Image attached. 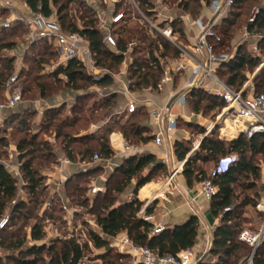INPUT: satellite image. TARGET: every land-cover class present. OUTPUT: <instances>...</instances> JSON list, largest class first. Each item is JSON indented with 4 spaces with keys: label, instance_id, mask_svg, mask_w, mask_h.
Wrapping results in <instances>:
<instances>
[{
    "label": "trees",
    "instance_id": "16d2710c",
    "mask_svg": "<svg viewBox=\"0 0 264 264\" xmlns=\"http://www.w3.org/2000/svg\"><path fill=\"white\" fill-rule=\"evenodd\" d=\"M31 9L37 10L38 5L44 15L50 14L49 0H24ZM212 0H179L178 7L183 12H193L197 15L202 3L209 4ZM256 0H233V3L219 26L215 31L220 35L221 41L214 44V49L220 47H230L232 38V27L242 10L249 12L253 2ZM142 10L152 16V12L147 10L144 1L141 0ZM258 13L252 22L246 23V28L251 34H258L260 39L257 47L261 56H264V6L257 4ZM190 14V13H189ZM0 15H5L0 12ZM57 15L66 32L79 31L86 36L89 41L96 65L109 70H117L124 59V54L128 50V43L135 39L129 56L131 61L128 65L127 77L129 88L138 91L146 88L158 89L159 80L164 72L160 64V58L167 56L178 57L180 50L172 45L160 34L152 36L144 30L142 26L135 25L133 28L127 26L128 23L119 25L114 31L117 39L118 53L109 50L103 43V36L98 28V20L95 11L81 0H58ZM128 20V18H127ZM179 25L178 28H175ZM173 32H177L179 39H185L184 30L181 28V20L175 19L171 22ZM26 29L22 24L0 32V102L4 101L5 84L12 74L15 57L6 55L7 51L14 49L24 38ZM184 35V36H183ZM34 54H31L30 53ZM156 53L158 55L156 56ZM5 54V55H4ZM57 59V53L53 46L46 40H38L30 44L24 53L23 60L30 62L31 67L19 73V80L24 75V80L32 77L38 79V72L43 69L44 64L51 58ZM259 61V57H254L247 51V43L239 45L234 56L228 62L222 63L216 70L217 76L227 85L234 89H239L246 79L245 71L254 69ZM57 70L50 76L54 82L49 84L38 82L39 88H22V101L27 92L33 91L32 99L50 97L64 89L73 91H88V87L98 86L101 88L110 86L114 79L112 74L106 72L100 76L88 74L82 64L71 62L66 67L57 66ZM33 72L35 73L33 75ZM62 74L66 78V85L71 88H59L56 86L55 75ZM61 80L58 78L57 82ZM81 82L82 84H78ZM255 91H264V71L254 78ZM21 85V84H20ZM86 87V88H84ZM36 90L38 95H36ZM90 97L88 93H80L76 96L74 103L69 106V114L60 117V113L67 104L50 107L44 110L40 125L37 131L30 130L31 115L35 114L29 108L22 111H13L5 115L2 123L5 130H11L15 125L17 133H22L14 149V156L19 162L20 179L10 172L5 165L0 163V217L7 211L10 213L8 224L0 230V248L8 250L4 256H0V264H79L85 252L89 251V243L97 248H105L99 258L103 259V264H123L122 259L126 255L109 248V238L125 232L127 236L136 244L146 246L152 250H157L159 255H174L181 249L191 248L197 235L198 220L191 216L189 220L173 228H167L159 234L150 235L151 225L138 216V212L143 205L136 196L130 200L118 203L119 196L130 185L132 178L141 170L151 166V170L146 177L139 180L134 188V194L147 181L153 178L156 172L164 171L161 164L156 163L152 154L143 156L130 155L118 165L109 175L105 182V191L94 194L93 197L87 195L90 179L97 175L99 170L77 173L65 180V195L72 206H79L92 216L95 224L100 229L97 232L87 229L86 241H80L74 237H53L48 242L40 244L26 245L27 220H34L30 223L29 236L33 242L45 239L44 222L46 219L54 221L60 220V225L67 222V214L59 206L60 216H54L55 204L61 203L59 197L53 198L51 205L53 211L40 209L41 213L32 216V211L42 204L41 197L46 192L45 177L41 170L56 162L55 145H59L65 156L70 161H90L94 153L100 158L106 159L113 155L110 147L109 135L113 131L119 132L129 143L148 142L151 136L144 135L140 122L145 118V111L138 109L130 113L126 120L112 117L111 111L116 104V95L105 96L94 101L92 108L85 106V101ZM186 103L190 109L198 113L203 111H218L223 105V101L207 93L202 88H192L185 96ZM85 110L86 116H82ZM99 112L98 114H96ZM112 118L104 123L97 130L88 134H82L87 130L89 124L107 117ZM142 116V119H138ZM101 119V120H102ZM81 122L84 124L80 125ZM187 125H191L187 123ZM82 127V128H81ZM0 134V159L8 157V141L5 130ZM205 130L202 129L201 133ZM227 135L226 129L221 130ZM49 133L55 139L51 143L48 139L41 137ZM216 126L205 135L200 141L197 149L187 156L191 148L184 141H176L174 144L175 154L179 160H185L182 174L188 186L194 182H201L204 179H211L217 186L216 194L210 199V209L214 218H218V225L212 231V238L208 255L216 257L209 264H239L241 257L250 252V247L238 239L239 233L247 228L251 217L248 214L241 216L242 209L251 207L257 217L262 214L255 210V205L261 197L260 191L252 194L245 193L241 200L235 193L234 185L246 191H251L256 187V182L260 178V166L255 162L256 156L264 158V135L257 134L247 138L240 134L237 138L227 140L219 139L215 135ZM227 156H234V160L228 164L223 171H218L215 166L219 161ZM212 161L214 168L211 174L200 169L198 162L206 163ZM241 177L245 181H241ZM249 179V180H246ZM22 181L19 188V182ZM264 190V180L262 182ZM25 194V199H18V191ZM242 192V191H241ZM264 193V191H263ZM229 208L224 211V208ZM147 213L152 212V208H146ZM56 213V212H55ZM78 214V212H75ZM244 224V226H242ZM5 233V234H3ZM3 234V235H2ZM2 235V236H1ZM246 255V256H247ZM254 264H264V240L257 249ZM197 264H204L198 262Z\"/></svg>",
    "mask_w": 264,
    "mask_h": 264
},
{
    "label": "built area",
    "instance_id": "2783aa9c",
    "mask_svg": "<svg viewBox=\"0 0 264 264\" xmlns=\"http://www.w3.org/2000/svg\"><path fill=\"white\" fill-rule=\"evenodd\" d=\"M81 1H84L95 11L98 20V28L103 36V43L109 50L118 53L117 39L113 33V28L116 25L125 24L129 17V12L136 13L141 24H147L160 32L163 37L167 38L178 47L180 55L182 54L192 61L193 78L189 83V88L202 87V81L205 79L213 83L214 87H207L206 91L220 98L224 103L217 114L218 120L222 119L229 121L232 131L237 135L244 134L247 138H251L257 134L264 135V91L258 93L255 91L253 78L244 82L239 89H234L217 76V68L222 63L231 60L233 55L215 51L214 44L221 41L220 35L215 31V21L202 22L197 20L199 33L195 43L192 45V52L195 54L202 53L203 56L194 58V56L184 49H181V46L173 41L174 34L170 23L175 20V18L164 15L162 0H142L147 10L154 14V18L148 16L142 10L140 5L141 0ZM232 3L233 0H213L210 7L214 14L219 15L229 9ZM57 4L58 0H49L50 14L44 15L40 10V5H38L37 10H33L24 0H0V12L5 13L4 16L0 15V32L16 24H22L26 29L23 41L24 45L22 47L23 53L28 49L31 43L46 39L57 53V66L66 67L71 62H77L84 66L88 74L96 76L102 69H99L96 65L94 53L91 50L88 39L79 31L66 32L62 29L57 15ZM257 13L258 8L256 7L249 17V22L254 20ZM131 16L133 18V15ZM247 35L248 32L246 31L244 37ZM128 45L129 48H132L135 45V41L129 42ZM250 47L253 56H259L257 43H253ZM23 53L21 54L23 55ZM123 54L125 55L126 52ZM261 67H264V61L261 63L260 68ZM183 68L184 66L179 64L173 68L172 71L171 69L164 70L158 86H161L167 81H171L173 72L181 71ZM20 71L21 66L17 65L5 84L6 98L4 101L0 102V114L12 112L18 104L22 102V90L18 85ZM185 95L186 92L185 94H181L176 102H184ZM135 109L136 104L130 102L127 106V111L131 113L134 112ZM152 114L159 124L166 121L164 127L166 132L170 131L175 126V120L170 118L169 115L165 117L160 111H153ZM153 141L156 145H162L163 131H159L155 134ZM136 150L137 147L123 141L121 156ZM62 159L63 158H59L61 162L68 161ZM92 159L95 161L101 160L97 153L93 154ZM233 160L234 156L222 158L218 164V171L225 170L228 164ZM162 161H166V158L162 159ZM99 191L100 188L97 185H92L89 189L91 195ZM199 191L204 198L210 200L216 194L217 186L211 179H204L199 184ZM148 204L149 202H145L142 205L138 212V216L151 225L149 230L150 235L159 234L167 229L166 223L154 213L146 212ZM62 207L67 214L68 222H70L75 213V208L63 201ZM228 209V207L224 208V211ZM255 210L262 214L261 220L257 219L254 226L243 229L238 235V239L250 247V252L242 264H254V255L264 240V194L258 199ZM9 218L10 213L8 211L0 217V230L8 224ZM42 242L46 241L43 240ZM110 245L117 248L119 253L129 257L128 262L125 264H197L199 262L193 260L191 248L181 249L174 255H159L157 250L136 245L126 233L113 236Z\"/></svg>",
    "mask_w": 264,
    "mask_h": 264
},
{
    "label": "crops",
    "instance_id": "0c3cea01",
    "mask_svg": "<svg viewBox=\"0 0 264 264\" xmlns=\"http://www.w3.org/2000/svg\"><path fill=\"white\" fill-rule=\"evenodd\" d=\"M211 3L212 2H210L209 4H202L201 10L196 17H190L188 14L186 16L181 15V13L179 14V16H175V19H178L179 17V19H182L184 23V33L186 35L185 39L188 42L187 45L190 47V54L194 56V58H200L201 56H203L202 53L195 54L194 52H192V45L195 43L199 33L197 20H200L202 22L215 21L216 27L221 24L224 18H226L227 13L230 9L229 8L223 13L217 15L213 13L210 7ZM165 11L166 9L163 13H165ZM259 39L260 36L258 34H248L242 39V41H246L247 48L250 51V45H252L253 43H258ZM23 41L24 38L17 44L14 49L11 50V56L15 57V63L20 66L23 65V57L25 53L22 52V47L24 45ZM235 50L236 48L229 54L234 56ZM21 53H23V55ZM128 56L126 57V54L124 55V59L120 64V73L116 77V80H114L113 82V88H108L109 86L104 88H90V91H94L97 94L99 93V97L102 98L113 94L116 95V104L110 113L111 115H116V118H119L122 115L128 116L130 113L127 111V106L130 102H134L136 104L135 111L138 109H142L146 113L145 118L140 122V125L143 130H145L143 134L151 136V139L148 142H138L135 144H131L119 132L113 131L109 135V142L110 147L113 151V155L110 158H101V160L98 161H95L93 159H91L90 161H70L67 156H65L60 146L56 144L54 147V150L56 152V162L50 167L45 168L43 172V176L45 177V184L47 186V195H49L48 197H50L51 199H53V196H58L59 199H61V202L63 201L71 205L64 191L65 180L74 174L98 169L99 172L97 177H94V179H92L87 189V195L89 197H93L94 195H91L89 193L90 187L92 185H97L100 188L99 192H104L105 182L107 178L114 171V169L121 164L124 158L130 155L143 156L152 154L155 157L156 163L161 164L164 168V173L158 177L151 178L137 190L136 194H134L136 183L142 178L146 177V175L151 170L152 165L144 168L132 178L130 185L127 186V188L119 196L118 203L130 200V198L133 196H136L140 201L143 202V204L145 202H149L147 208L151 207V213H154L155 215H157V217L162 218L165 221L168 229L173 228L176 225H181L189 220L191 216H195L198 220L197 235L194 244L191 247V250L193 252V260L198 262L205 256L206 251L210 247L212 238L211 231H213V229L218 225L219 221L214 218L211 213L210 200L204 198L200 194V182H194L192 186L187 185L185 177L182 174L183 164L185 160H179L177 158L175 154L174 144L176 141L188 140L190 136L189 132L181 130L179 128V119H183L185 123H193L192 119L194 118L196 123H199V125H204L203 127H205L206 129V131L204 132L205 136L215 127V124L219 121L217 119L218 113L215 117L217 119L216 122L209 120L207 124H203L201 119H198V115H196L190 109L189 105L186 103V100L182 103L176 102L180 98L181 94H185V92L187 94L192 89L189 88V83L193 78V63L189 58L185 57L184 55H182V57L181 55H179L178 57L168 58L169 65L166 66L164 70L171 69L172 71V69L179 64H182L184 68L181 71L173 72L172 80L163 83L161 86H158L157 90L146 88L138 91H133L129 88L128 84L129 80L127 77V70L128 65L131 61L130 56ZM257 57L261 58L260 53ZM261 63H259L256 68L257 72L262 69V67L260 68ZM250 78H254L251 73H249L248 75V79ZM248 79H245L244 82H246ZM207 87L214 86L213 83H211L208 79H205L202 81V87L200 88L206 90ZM80 93L82 92H73L71 90H66L57 95H52L47 99L39 98L35 99L32 102L22 101L13 111H19L21 109H24L25 107L27 108L28 106L34 105L40 118L44 110L47 108L59 106L62 103H74L76 96H78ZM153 111H160L161 114H163L165 117L169 115L170 118L175 120V126L170 131L166 132L164 130L166 121H163L159 124L152 114ZM8 113L9 112L0 114V123L2 122L3 117ZM201 118L203 119V117ZM224 122L225 124L219 129L218 137L220 139L229 140L237 138L239 135L235 134L232 131V129L230 128V122L228 121L229 124L226 120H224ZM102 125V121L99 124H93L92 128L84 131L82 134L93 132ZM95 127L97 128L95 129ZM223 128L226 129L227 135L222 134L221 130ZM159 131H163L162 145H156L153 141L155 134H157ZM204 136H200V138L194 143L193 149L189 151L187 156L190 155L195 149H197L200 141ZM46 139H48L51 143H55V139L53 137H47ZM123 141H126L128 144L137 147V150L121 156ZM15 147L16 144L9 145L8 157L4 160H0V163L5 165L10 172H12L17 178L20 179L18 161L16 160V158H14L15 156L13 152ZM59 158H63L62 160L66 159L68 161L61 162ZM164 158H166V161L163 162L162 159ZM145 169L148 170L147 174L143 172ZM75 212H78V209H75ZM93 224H95V222ZM95 226L98 228L96 224ZM97 232L101 233L99 228ZM111 239L112 237L109 238L110 241Z\"/></svg>",
    "mask_w": 264,
    "mask_h": 264
},
{
    "label": "rangeland",
    "instance_id": "374dc122",
    "mask_svg": "<svg viewBox=\"0 0 264 264\" xmlns=\"http://www.w3.org/2000/svg\"><path fill=\"white\" fill-rule=\"evenodd\" d=\"M162 1H163L162 5L164 6V10L166 9V11L164 13L165 16L169 15L171 18H175V16L176 17L179 16L180 13H181V15H185V16L188 14L190 17H196L197 16L193 12L192 13L189 12L190 14L188 13V11L187 12H183L182 8L180 10V8L178 7V4H179L178 0H162ZM202 4H204V3H202ZM257 4H259L260 6H264V0H256L255 2H253V5L251 6V8H250L248 13H246V11L242 10L241 15L237 18V20H235L236 22L234 23V26L232 27L233 32H232V38L230 39V47H229V49L225 48V47H220V48L217 49V52L230 53L235 48H237L239 45H242L243 43H246V41H242V39L244 38L243 36H244L245 32L246 31L248 32V30L246 28V23L249 21V17L251 16V13H252L253 9L256 8ZM201 7H202V5H201ZM201 7L199 8V12L201 10ZM131 15H133V18H132ZM152 18H154V14H152ZM178 19H179V17H178ZM126 23H128L127 26L129 28H133L135 25L142 26L144 28V30H146V32L148 34L152 35L153 37L156 36V34H160V32H158L155 29L151 28L149 25L141 24V22L138 20V15L136 13L129 12V17H128V20H127ZM170 25H171V23H170ZM178 26L179 25H176L175 28H178ZM118 27H119V25H116L113 28V33ZM181 28L185 32V26H184V23H183L182 19H181ZM173 34H174L173 35V41H175V43H177L179 46H181V49H184L185 51L190 53V47L187 45V43H188L187 40L186 39L180 40L179 39V35H178L177 32L176 33L173 32ZM248 34H251V33L248 32ZM184 35H185V33H184ZM185 37H186V35H185ZM131 41H135V39H132ZM168 41L172 45H175L170 40H168ZM127 46H129V45H127ZM127 48H128L127 49L128 51L126 52V57L129 55V53L131 52L133 47L132 48L127 47ZM247 51L250 52L248 48H247ZM11 54H12L11 50L6 52V55H8V56H10ZM31 54H34V52L33 53L31 52L30 55ZM157 55H158V53H156V56ZM251 55H253V54L251 53ZM181 57H182V54H181ZM168 58H171V57L167 56V57H164V58H160V64L162 65L163 68H165L166 66L169 65ZM263 59H264V56H261V58H259L257 66L259 65V63L263 62ZM1 64H2V62H0V66H1ZM16 66H17V63H15L13 71L15 70ZM257 66L254 69H252V70L250 69V70L245 71L246 79H248L249 73H251V75H253L254 78H255L257 75H259L260 72L264 71V67H262V69L257 72V69H256ZM29 67H31L30 62L27 61V60H25V61L23 60V65H21V70H22V68L29 69ZM57 68L58 67L56 65V59L53 57V58H51L49 60V62L44 64L43 69H41L37 73L38 74V79L32 80V77H30V78L26 79L25 81H23L24 80V75H22L18 85L20 86V88L23 87V86L25 88H39L37 86L38 82H40V83L41 82H45L47 84H49L51 82H54V78L51 77L50 75L54 74V72L57 70ZM98 68L102 69V70L99 71L100 73L96 74V76H100V75L108 72V73L112 74L113 79L116 80V77L120 73V66H119V68L117 70H109V71L107 69L103 68V67H100V66H98ZM34 74L35 73L33 72V75ZM58 78L61 80L60 82H57ZM254 78L252 80H253V83L255 84ZM55 79H56L55 80V82H56L55 84L59 88H71V86H67L65 84L66 83V78L64 77V75H62V74L55 75ZM78 84H82V83L78 82ZM84 88H86V87H84ZM88 88H89L88 91H86V92L85 91H80V92H84V93L90 94V97L87 98V100L85 101V106L87 108H90V107L92 108V106H94L93 102L102 99V97H99V95H98L99 93L97 94L94 91L93 92L90 91V88H101V87L91 86V87H88ZM108 88H113V83ZM21 90H22V88H21ZM66 90H70V89H64L61 92H64ZM203 90H205V89H203ZM71 91H73V90H71ZM61 92H59V93H61ZM33 93H34L33 91L27 92L24 95V100L23 101L24 102L25 101H31V102L34 101L35 99H32ZM59 93H57V94H59ZM57 94H54V95H57ZM36 95H38L37 90H36ZM47 98H49V97H44L42 99H47ZM37 99H39V98H37ZM65 104H67V106L60 113V117H64L65 115L69 114V106L71 104H69V103H65ZM27 108H29L32 112H35V114L31 115V119H30V123H29L30 124V130H31V132L32 131H37L38 127L40 125V120H41L42 116L39 118V116L37 114V111H36V108L34 107V105L28 106ZM22 110L23 109H21L19 111H22ZM219 111H220V109L218 111L214 110V111H210L208 113H204L203 111H200L198 113L194 112V113L196 115H198V119H201L203 124H207V122L209 120L216 122L217 119L215 117H216V114ZM98 113L99 112H97L96 114H98ZM86 115H87V113L84 110L82 112V116H86ZM200 115H202V116H200ZM113 116L116 118V115H113ZM201 117H203V119ZM126 118H127V115L126 116L122 115V116H120L119 119L124 121V120H126ZM137 118L138 119H142L143 117L142 116H138ZM101 119L96 121V122H94V124H99V123H101V121L104 124V123L108 122L109 120H111L112 118H110V116H109V117H107L105 119H102V120ZM192 120H193L192 121L193 123H190L191 124L190 126L187 125V123H185L183 121V119H181V120L179 119L178 120L179 121L178 122L179 128L181 130H185V131L189 132V134H190L189 139L188 140H184V142H187L186 144L189 146V148H191V150L194 147V143L200 138V136H204V133L201 134L202 129L206 131L205 127H203L204 125H199V123H196L194 118ZM224 124H225V122L222 119H220L215 124V126H216L215 135H216L217 138H219L218 137L219 136V134H218L219 133V129ZM80 125L84 126V124L82 122H81ZM92 125L93 124H91V125L89 124L87 130L92 128ZM12 127L13 128L10 131L9 130H5L4 126H3V123L2 122L0 123V134H3L2 130L4 129L5 130L4 134L6 135V138H7V141H8L9 145L17 143L18 139L22 136V133H19V134L17 133L15 125L12 126ZM96 128L97 127H95V129ZM41 137L46 139L47 137H52V136H49V133H45V135H41ZM227 140H229V139H227ZM4 159H0V160H4ZM254 161L257 162L259 164V166H260V178L256 182V187L254 189H252L251 191H246L244 189L241 190L240 187L234 185L235 193L238 194V200H241L243 194L248 193V192L250 194H252L254 191L259 190L261 195L264 194L263 193L264 190L262 188V182L264 180V158L262 156H256ZM18 165H19V162H18ZM197 165L199 166L200 169L205 170L206 173L209 174V175L211 174V172H212V170L214 168V163L212 161L206 162V163L198 162ZM50 166L51 165L47 166L46 168H48ZM218 167H219L218 165L215 166V169H218ZM44 169L41 170L42 174L44 172ZM143 172H145V174H147L148 170L145 169ZM163 173H164V171L156 172L154 174L153 178L154 177H158V176L162 175ZM97 175L93 176L90 179V182L92 181V179H94V177L96 178ZM240 179H241L242 182L245 181V179L243 177H241ZM246 180H249V179H246ZM21 184H22V181L20 180L19 188L21 187ZM17 195H18V199H25L26 198L25 194L21 190L18 191ZM48 196L49 195H47V189H46V192L41 196L43 198L42 204L39 205L40 206L39 208L34 209L32 211V214H33L32 216H35L38 212L41 213L40 212L41 208L42 209H49V210L52 209L51 205L53 204V202H54L53 200L54 199H51ZM55 197H58V196H53V198H55ZM26 200H27V198H26ZM59 206H61L62 210L64 211V209L62 207V202L59 203V205L55 204V206L53 208L54 209V213H53L54 216H60ZM73 207L75 209H78V214L74 213V215L71 218V221L68 222V220H67L66 225L65 224H61L60 225V222H59L60 220H56V219L54 221L49 220V219L45 220V222H44L45 239L44 240L46 242H48L51 238L57 237V236L58 237H62V238L63 237L74 236L80 241V243H82V242L87 240L86 239L87 229H92V230L98 231V228L95 226V224H93L94 223V219L92 218V216L90 214H86L87 212L85 211V209H83V208H81L79 206H73ZM53 209L51 211H53ZM239 212H241V216H244L243 214H248V216L251 217L250 223L249 224H245L247 227L254 226L256 220L257 219L261 220V218H262V217H257L256 214L253 212V209L251 207H246V208L242 209V211L240 210ZM216 219L218 220V218H216ZM33 221L34 220L32 218L30 220H27L26 227L23 229V231H25L26 235H27L26 243H25L26 245H30V244H34V243L35 244H38V243L40 244V242H42V241L33 242L30 239V236H29L30 225L29 224L32 223ZM242 226H244V224H242ZM3 234H5V233H3ZM110 242L111 241L109 240V248L112 251H117V248L112 247L110 245ZM89 247H90L89 251L85 252L84 257L80 260L79 264H103L104 261H103L102 258H99V256H100V254H102L105 251V248L97 249V248L93 247L90 243H89ZM208 250H209V248H208ZM208 250L206 251L205 256L201 259V262H203L204 264H209V263L213 262L216 259V257H213L212 255H208ZM7 253H8V250L0 248V256H2L4 258V256ZM247 253H248V251H247ZM247 253H245V255L240 258L239 264L243 263L244 259L246 258ZM128 260H129V257L126 256L125 258L122 259L121 262H123V264H125L126 262H128Z\"/></svg>",
    "mask_w": 264,
    "mask_h": 264
},
{
    "label": "bare ground",
    "instance_id": "6f19581e",
    "mask_svg": "<svg viewBox=\"0 0 264 264\" xmlns=\"http://www.w3.org/2000/svg\"><path fill=\"white\" fill-rule=\"evenodd\" d=\"M227 121V120H226ZM228 122V121H227ZM228 124H229V122H228ZM230 127V126H229ZM231 128V127H230Z\"/></svg>",
    "mask_w": 264,
    "mask_h": 264
},
{
    "label": "water",
    "instance_id": "95a60500",
    "mask_svg": "<svg viewBox=\"0 0 264 264\" xmlns=\"http://www.w3.org/2000/svg\"><path fill=\"white\" fill-rule=\"evenodd\" d=\"M199 262H201V260H199Z\"/></svg>",
    "mask_w": 264,
    "mask_h": 264
}]
</instances>
